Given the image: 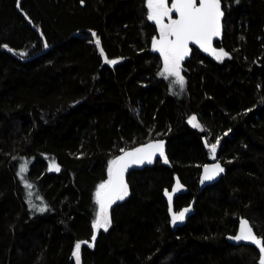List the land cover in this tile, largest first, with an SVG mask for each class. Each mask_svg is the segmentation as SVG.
Segmentation results:
<instances>
[{
	"label": "trees",
	"instance_id": "obj_1",
	"mask_svg": "<svg viewBox=\"0 0 264 264\" xmlns=\"http://www.w3.org/2000/svg\"><path fill=\"white\" fill-rule=\"evenodd\" d=\"M18 1L0 0V264H76L77 242L80 264H259L227 236L246 217L264 239V0H221L229 55L193 47L182 91L146 0ZM157 138L165 156L130 170L93 243L110 162ZM209 163L225 172L201 188Z\"/></svg>",
	"mask_w": 264,
	"mask_h": 264
},
{
	"label": "snow or ice",
	"instance_id": "obj_2",
	"mask_svg": "<svg viewBox=\"0 0 264 264\" xmlns=\"http://www.w3.org/2000/svg\"><path fill=\"white\" fill-rule=\"evenodd\" d=\"M81 2L83 3V0H81ZM146 7L149 10L147 19L155 22V24L159 26L160 39L153 40V47L163 56V71L160 74L165 78L175 77L172 83L179 84L181 91L186 83L184 76L181 74V62L189 54L190 42L199 45L205 52H211L218 61H222L229 55L222 48L217 50L213 47V39L218 37L221 33L220 21L223 16L221 0H199L198 3L197 0H173L171 7L168 6V0H146ZM173 11L178 14V19L171 18ZM165 17L169 19L168 23H164ZM92 36L96 37V33L93 32ZM95 42L97 45L100 44L98 38ZM3 47L7 46L4 45ZM9 50L11 51V49ZM20 55H23V53ZM108 62L116 63V61ZM188 122L194 128H201V130H203L195 115L191 116ZM218 143L219 141L208 145L213 154L216 152ZM157 153H159L161 157L165 156L163 141L150 143L135 148L132 151L124 152L123 156H119L110 162L108 179L101 183L96 191L99 213L93 222V229L95 231H99L100 229L104 231L108 230L111 224L108 209L116 201L123 200L128 196V186L124 180V173L128 167L132 164H143L145 161L152 163L153 157ZM165 162H167L166 157ZM51 169L59 171L57 165H52ZM26 170V166L21 165L18 175L25 173ZM222 172H224V168H222L219 163L212 166H205L203 180L210 181ZM21 178L26 180V177L22 176ZM26 187L31 188L32 185L26 183ZM181 188L182 185L179 180H177L172 193L166 190L170 205L171 221L173 224L183 221L186 213L190 210L189 208H185L178 213L172 212L171 210L172 195ZM33 207H35V205H33ZM39 211L43 212L45 208H40ZM95 239L96 236L94 234L92 241L94 242ZM231 239L251 242L258 246L261 253L259 264H264V239L258 238L254 234L253 228L249 225L247 220L241 221L238 234L235 237H231ZM80 251L81 243L77 242L74 245L72 253L76 264H80Z\"/></svg>",
	"mask_w": 264,
	"mask_h": 264
},
{
	"label": "water",
	"instance_id": "obj_3",
	"mask_svg": "<svg viewBox=\"0 0 264 264\" xmlns=\"http://www.w3.org/2000/svg\"><path fill=\"white\" fill-rule=\"evenodd\" d=\"M21 1H22V0H19V1H18V5H17L18 10H21V9H20V2H21ZM198 2H199V0H197V3H198ZM221 9H222V11H223V16L221 17V21H220V23H221V33H220V35H219L218 37H215V38L213 39V47L216 48L217 50H218V47H217V45H216V42H218V41H222V40H223V38H224V31H225V28H224V19H225V17H226V12H225V10H224V7H223L222 2H221ZM178 18H179V16H178V14L176 13V16H175L174 19H178ZM155 39H157V40L160 39V36L157 37V38H155ZM46 45H47V44H46ZM193 47H194V48H198V49L203 50L202 48L199 47V45H196V44L190 42V43H189V49H190V51H189V54H188V55L191 54V50H192ZM2 49H3V50H7V51H9V52L15 54V52H14L12 49H11V51L9 50L10 48L3 47ZM47 49H48V45L46 46L45 51H46ZM203 51H204V50H203ZM150 52H152V53H160L158 50L154 49V47H153V42H152V44H151V46H150ZM204 52H205V51H204ZM205 53H207V54L213 56V55L211 54V52H205ZM188 55H187V56H188ZM20 58L23 59V60H29V59H31L32 57H26V58H22V57H20ZM158 141H163V143H164V154H165V153H166V150H167V141H166L165 139H163V138H157V139L150 140V141H148V142H145V143H143V144L137 146L136 148H139V147L145 146V145L150 144V143H155V142H158ZM133 149H135V148H129V149L125 150L124 152L132 151ZM124 152H123L120 156H123V155H124ZM159 158H161V156L159 155V153H157V154L153 157V161H156V160L159 159ZM145 164H148V162L145 161L143 164H132V165H130V166L128 167V169H127V170L125 171V173H124V180H125L126 184H127V178H128V174H129L130 170H131L132 168L139 167V166H142V165H145ZM214 164H216V163H209V164H206L205 166H212V165H214ZM219 164H220V163H219ZM205 166H204V167H205ZM220 166H221L222 168H224V166H223L222 164H220ZM204 167H203L202 174H201V177H200V186H201V188H203L204 186H206V185H208V184H211V183L216 182L217 180H219V179L221 178L222 174L225 172V170H224V172H222V173H220L219 175H217L216 177H214V179H212V180H210V181H205V180H203V176H204ZM177 180H178V177L176 176V182H177ZM242 220H247V221L249 222V225L253 228L254 234H255L258 238H262V239H263V237H261V236H259V235L257 234V232L255 231L254 227L252 226L250 220H249L248 218H246V217H241V218H240V222H239V225H238V228H237L236 233L227 236V240H228L230 243H233V244H236V245L246 244V245H252V246L256 247V249L258 250V252H259V254H260V259H261V253H260V251H259V247H258V246H256L255 244H253V243H251V242H247V241H236L235 239H231V237H235V236L238 234L239 229H240V226H241V221H242ZM97 233H98V231H95V236H97ZM93 243H94V242H93Z\"/></svg>",
	"mask_w": 264,
	"mask_h": 264
},
{
	"label": "flooded vegetation",
	"instance_id": "obj_4",
	"mask_svg": "<svg viewBox=\"0 0 264 264\" xmlns=\"http://www.w3.org/2000/svg\"><path fill=\"white\" fill-rule=\"evenodd\" d=\"M172 2L173 0H168V6L171 7L172 6ZM174 12V11H173ZM173 12L171 14V18L174 19L175 18V15L173 16ZM169 22V19L167 17L164 18V23H168ZM259 260H260V256H259Z\"/></svg>",
	"mask_w": 264,
	"mask_h": 264
},
{
	"label": "rangeland",
	"instance_id": "obj_5",
	"mask_svg": "<svg viewBox=\"0 0 264 264\" xmlns=\"http://www.w3.org/2000/svg\"><path fill=\"white\" fill-rule=\"evenodd\" d=\"M182 68V67H181ZM182 74V73H181ZM183 75V74H182ZM53 160V159H52Z\"/></svg>",
	"mask_w": 264,
	"mask_h": 264
}]
</instances>
